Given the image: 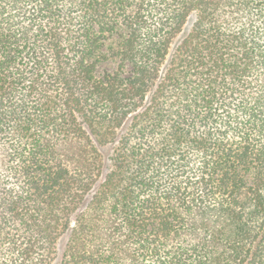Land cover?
I'll return each mask as SVG.
<instances>
[{"label":"trees","instance_id":"1","mask_svg":"<svg viewBox=\"0 0 264 264\" xmlns=\"http://www.w3.org/2000/svg\"><path fill=\"white\" fill-rule=\"evenodd\" d=\"M0 264H264V0H0Z\"/></svg>","mask_w":264,"mask_h":264}]
</instances>
